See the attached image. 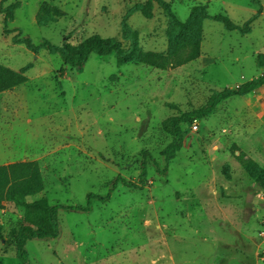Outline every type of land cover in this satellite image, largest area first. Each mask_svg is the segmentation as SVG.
Segmentation results:
<instances>
[{
  "label": "rangeland",
  "instance_id": "rangeland-1",
  "mask_svg": "<svg viewBox=\"0 0 264 264\" xmlns=\"http://www.w3.org/2000/svg\"><path fill=\"white\" fill-rule=\"evenodd\" d=\"M3 1L0 64L29 71L24 84L0 94V167L35 162L44 187L0 209V264H21L15 235L32 225L26 218L31 203L81 207L90 193L111 191L107 202L94 200L90 212L60 210L56 239L28 241L29 264H264V87L181 125L184 145L169 163L163 151L173 136L162 127L217 92L264 74L257 63L264 53V0L249 33L204 20L200 55L184 64L193 37L173 45L169 19L155 3L152 19L137 12L128 23L141 53L167 59L166 69L92 54L82 69L64 73L58 55L33 53L14 37L77 47L99 36L128 49L123 20L148 0ZM165 1L181 22L205 5L210 15H227L240 27L259 7L251 0ZM16 2L21 5L6 25L4 11ZM43 5L55 19L40 26ZM241 153L256 167H243ZM152 158L160 170L167 166L166 174ZM144 160V187L114 186L118 178L139 183ZM39 213L48 227L47 209Z\"/></svg>",
  "mask_w": 264,
  "mask_h": 264
},
{
  "label": "trees",
  "instance_id": "trees-1",
  "mask_svg": "<svg viewBox=\"0 0 264 264\" xmlns=\"http://www.w3.org/2000/svg\"><path fill=\"white\" fill-rule=\"evenodd\" d=\"M6 1V0H4ZM3 1V2H4ZM2 2V4H3ZM252 4L258 7L257 14L247 22L243 27L236 25L227 15L212 16L208 13L207 6H194L188 16V18L181 22L175 13L172 11L170 4L165 0H148L146 3L136 4L126 15L122 23V38L129 42V48L124 49L123 42L116 38H101L94 36L83 42L77 47H73L70 44H64L62 46H56L48 40L42 41L39 45L33 43L30 38H21L19 36L14 37V42L24 45L29 51L33 53H39L41 50L48 51L50 54L58 55L62 60L61 73H64L67 67L72 69H82L89 61L92 54L99 56L115 55L120 64H125L131 61H141L146 65L156 67L159 69H166L167 59H162L154 54L144 55L141 53L138 44V33L133 30L128 19L135 13H141L146 19H152L154 17L153 10L155 3L159 5L169 19V27L167 35L169 41L176 45L185 37L192 36L190 43L191 50L187 54V57L182 63L184 64L192 60H196L200 55L201 48V33L202 22L204 20H214L223 24V26L230 32L239 31L240 33H249L251 30L250 24L262 13V6L259 0H251ZM1 4V5H2ZM21 3L16 2L10 7L6 8L5 24L14 20L15 10L20 7ZM54 16L51 14V8L47 5H43L40 8L39 15L37 17V24L43 26L54 21ZM196 33V35L188 34ZM257 63L264 68V53H261L257 57ZM29 66L21 68L19 71H14L8 67L0 64V94L13 90L14 88L24 84L27 81V72ZM264 87V74L258 78L252 79L244 84H240L233 88H226L220 92L214 94L208 102L190 112L183 113L180 116L171 117L162 123V127L168 133L173 136V141L164 149L163 156L167 163L174 160L177 154L182 150L184 145L185 134L181 128V125H191L195 121H200L209 114H211L217 106L232 97H243L255 92L258 89ZM144 156L147 158L148 153ZM154 164L157 166V170L160 174H166L168 171L167 166L163 169H159V165L152 158ZM239 160L243 167L248 169L255 168L254 161L248 159L245 160V156L241 153ZM147 162L144 160L142 163L141 173L139 175V183L133 181H127L125 179L118 178L114 186L119 182H122L124 186L129 188L139 189L144 187L147 183ZM261 187L264 189V180L261 181ZM44 181L39 169V166L35 162H21L9 164L0 167V209L5 202L14 201L19 198H25L27 196L35 195L43 190ZM112 191L103 197L95 193L88 195V204L86 206H68V205H52L48 206L47 201L44 199L39 202L31 203L28 206L26 218L32 225H26L20 228L15 235L16 243V255L21 264H29V253L27 251V243L31 240H44V239H56L60 232L59 212L62 209L76 211V212H90L93 209V201L99 200L100 202H107L111 197ZM47 209L48 223L47 227L44 222V218L39 213ZM34 226H38V229H34ZM3 238V227L0 223V240Z\"/></svg>",
  "mask_w": 264,
  "mask_h": 264
},
{
  "label": "crops",
  "instance_id": "crops-1",
  "mask_svg": "<svg viewBox=\"0 0 264 264\" xmlns=\"http://www.w3.org/2000/svg\"><path fill=\"white\" fill-rule=\"evenodd\" d=\"M263 68V67H262ZM263 88V87H262Z\"/></svg>",
  "mask_w": 264,
  "mask_h": 264
}]
</instances>
